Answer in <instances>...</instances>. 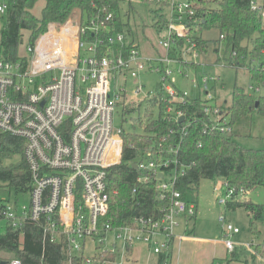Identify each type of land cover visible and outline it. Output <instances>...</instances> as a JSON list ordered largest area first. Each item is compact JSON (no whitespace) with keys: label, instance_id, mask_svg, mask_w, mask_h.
<instances>
[{"label":"built area","instance_id":"1","mask_svg":"<svg viewBox=\"0 0 264 264\" xmlns=\"http://www.w3.org/2000/svg\"><path fill=\"white\" fill-rule=\"evenodd\" d=\"M9 1L0 0V16L7 12ZM141 1L166 10L160 11L168 35L158 40L163 52L153 57L143 56L123 33H114L109 26L114 14L107 13L83 24L72 17L64 24H51L32 45L27 44L26 53L17 61L0 58V134L23 140V157L30 170L28 206L16 213L3 205L0 219L14 230L33 223L40 228L44 242H65L67 264H73L72 257L85 254L87 243L97 245L95 252L100 248V252L121 253L122 262L106 264H124L126 245L133 246L135 241L147 245L156 256L165 255L168 263L170 253H166L175 238V227L183 220L187 228L196 215L195 203L177 187L188 169L177 160L179 146L172 151L158 145L156 150H140L132 164L139 172L137 182L155 178L156 215L138 216L130 225L114 229L101 221L109 211L107 170L121 163L122 130L114 127L113 118L118 102L127 99L123 87L126 78H137L147 71L156 73L161 76L158 91L165 102L184 103L188 96L180 94L170 81V67H195L193 59L198 58L196 44L186 39L194 27L187 21L195 15L189 0H168L167 4ZM250 8L260 14L264 27V0H251ZM104 32L109 35L106 39L99 36ZM178 39H185L187 47L174 52ZM216 80L202 78L203 98L208 103L204 112L213 124L220 121L221 106L227 105V101L220 103L215 88L208 86ZM141 88L137 85L133 95H139ZM249 90L259 91L253 86ZM156 92L148 93L144 100ZM165 117L173 122L185 120L183 112L171 105L166 107ZM187 128L181 127L180 132L185 134ZM226 192L216 196L219 205L232 199L233 190ZM218 222L223 233H238L224 216ZM110 235L115 239L112 248L102 249ZM117 241L121 250L116 248ZM224 244L228 253L234 252L232 242ZM91 256H86V264H92ZM0 264L22 262L13 258Z\"/></svg>","mask_w":264,"mask_h":264},{"label":"trees","instance_id":"2","mask_svg":"<svg viewBox=\"0 0 264 264\" xmlns=\"http://www.w3.org/2000/svg\"><path fill=\"white\" fill-rule=\"evenodd\" d=\"M37 1L39 0L9 1L7 12L0 16L1 59H19V47L23 43L24 32L28 33L27 44L32 45L47 31L49 25L64 24L76 12L82 15L81 24L98 15L103 17L107 13H113L114 20L109 26L113 28L114 33H123L125 38H128L124 32L125 26L118 16L119 0H42L44 7L40 18L31 13ZM162 1L167 4L168 0ZM189 2L195 15L187 21L194 27L186 39L196 44L198 52L205 53L209 41L203 40L200 33L204 29H217L219 35H224V39H219L214 44L215 48L221 41L225 44L226 66L235 70H246L254 89L259 91L247 93L244 89L235 87L230 101L220 108L221 118L217 122L219 126H216L217 123L213 124L205 114L204 109L208 103L204 98H186L184 103L176 101L171 104L165 102L166 99L160 90L153 97L147 98L145 103L148 108L157 109L159 114L155 118L148 109L143 119L136 120V124L143 127V134L122 131L121 163L107 170L109 211L101 221L102 224L108 222L114 229L130 225L135 217L156 215L158 201L154 196L155 178L146 183L137 182L139 172L133 169L132 164L136 163L140 150H156L158 145H161L164 150L175 151L179 146L177 160L188 167L177 186L182 195L187 199L188 192H196L201 180H221L224 192L233 190L232 199L227 200L224 205L225 210L244 208L250 219V230L254 237H258L252 220L264 222V205L252 204L245 196L264 187V150L243 148L236 139L240 136L239 129L249 124L253 114L264 117V27L261 16L251 11V0ZM155 27H159V22ZM99 36L106 39L109 35L104 32ZM183 47H187L186 40L178 39L174 52ZM114 49L118 51L119 47ZM169 105L181 110L185 120L168 121L165 110ZM130 111L132 110L124 109L123 113L128 114ZM223 122L225 125H222ZM185 125H188V128L186 133L182 134L180 129ZM23 148V140L0 134V188L16 195L27 194L30 184V170L23 157ZM194 203L197 206V201ZM3 205L0 207L3 208ZM195 217L196 215L192 220ZM193 232L194 228L189 234ZM99 250L100 248L91 256L92 264L118 261L121 256L120 252ZM252 251L253 259L264 258V243L257 244ZM132 254L133 246L127 243L124 264H138ZM86 256L82 254L72 257V263L86 264ZM13 258L19 259L22 264H67L69 253L65 242H44L40 228L33 223H25L15 230L7 225L6 233L0 235V261ZM236 259L234 250L227 254L224 262ZM156 264L169 263L162 254L158 256ZM212 264L222 263L213 261ZM242 264L248 263L243 261Z\"/></svg>","mask_w":264,"mask_h":264},{"label":"rangeland","instance_id":"3","mask_svg":"<svg viewBox=\"0 0 264 264\" xmlns=\"http://www.w3.org/2000/svg\"><path fill=\"white\" fill-rule=\"evenodd\" d=\"M43 7L44 1H37L31 10L33 16L40 18ZM160 10L166 13L165 9H161L153 3L141 0H119L118 16L125 26L124 32L128 37L127 39L132 38L145 57H153L157 50L161 51L157 45L158 40L164 39L168 35L166 28L162 27V22H160L162 17ZM157 22H159V27L155 28ZM200 36L203 40L209 41L206 52H198V58L193 59L195 67H170L173 74L169 78L173 85L179 91L185 92L188 98L197 99L200 97L202 99L204 97L202 78L214 77L217 79L216 82H208V86L215 88V94L220 103L230 101L235 87H240L247 93L253 92V90H249V87H254V84L246 70H235L226 66L225 57L227 55H225L223 41L219 42L215 48L214 42L219 40V31L215 28L204 29ZM27 41L28 33L24 32L23 43L19 47V55L26 53ZM184 58L186 59V57ZM160 79V75L149 71L141 73L137 78H126L123 87L126 89L125 98L127 99L124 103V98L118 102L113 118L116 129H121L125 133H144L143 127L136 124V120L143 119L148 109L155 118L158 116V110L148 108L144 98L148 93L151 95L155 93V87L159 84ZM115 84L114 80L111 81L113 92H115ZM137 85H140L142 90L139 95L135 96L133 91ZM124 109L132 111L126 114V112L123 113ZM239 135L236 141L241 147L264 150V117L253 114L249 124L239 129ZM7 163L5 162V164ZM223 192L222 181L217 179L214 182L201 180L196 192L187 193L186 197L189 201H197L196 217L188 222L187 228L183 220L178 227H175V238L166 253H171L172 264H210L213 260L222 264H241L243 261H247L248 264H264V258H252L253 247L264 243V222L252 220L254 229L258 233V237H254L250 230V219L244 208L225 210L224 205L218 204L216 196L223 195ZM245 198L252 204L264 205V187L249 192ZM2 204L7 205L16 213H20L23 207L28 206L29 197L28 194L16 195L12 191L0 188V206ZM221 216H224L225 221L230 223L233 228L238 229V233H223L221 225L218 223ZM193 228V234H189ZM6 229L7 222L0 219V235L5 234ZM189 235L196 237L197 240H186L185 237ZM226 240L232 242L237 255L236 260L228 263L224 262L227 257L224 246ZM114 241L115 239L110 235L106 245L101 246V248L111 249V244ZM251 246H253L252 249ZM96 247L97 245L87 243L85 254L87 256L93 255ZM116 248L118 250L122 248L119 241L116 243ZM132 258L138 264H156L158 256L149 252L147 245L135 241ZM118 262H122V259L120 258Z\"/></svg>","mask_w":264,"mask_h":264},{"label":"crops","instance_id":"4","mask_svg":"<svg viewBox=\"0 0 264 264\" xmlns=\"http://www.w3.org/2000/svg\"><path fill=\"white\" fill-rule=\"evenodd\" d=\"M73 19H75L76 21H81V20H83V18H82V15L79 13V12H76L75 14H74V16L72 17ZM162 21V20H161ZM160 21V22H161ZM155 28H158V27H155ZM132 39V38H131ZM130 38H129V40L131 41V42H133V39L131 40ZM134 43V42H133ZM152 47H153V45H152ZM163 51H160V50H157L156 51V53H162ZM197 212V211H196ZM219 223V222H218ZM190 232H192V230L190 231ZM191 234H193V233H191ZM185 239L187 240H193V241H196L197 240V238L196 237H194V236H187V237H185ZM224 246H225V244H224ZM226 249V248H225ZM236 250V249H235ZM226 252H227V250H226ZM227 254H228V252H227ZM158 260V259H157ZM214 261V260H213ZM212 261V262H213ZM212 262L210 263V264H212ZM168 263L169 264H172V262H171V253H170V256H169V259H168ZM242 264V263H241Z\"/></svg>","mask_w":264,"mask_h":264},{"label":"water","instance_id":"5","mask_svg":"<svg viewBox=\"0 0 264 264\" xmlns=\"http://www.w3.org/2000/svg\"><path fill=\"white\" fill-rule=\"evenodd\" d=\"M158 89H159V85L157 84L156 87H155V91H158ZM180 121H183V118H181ZM132 167H133V169H136V166H132Z\"/></svg>","mask_w":264,"mask_h":264},{"label":"bare ground","instance_id":"6","mask_svg":"<svg viewBox=\"0 0 264 264\" xmlns=\"http://www.w3.org/2000/svg\"><path fill=\"white\" fill-rule=\"evenodd\" d=\"M197 204V203H196ZM156 262V261H155ZM157 263V262H156Z\"/></svg>","mask_w":264,"mask_h":264}]
</instances>
